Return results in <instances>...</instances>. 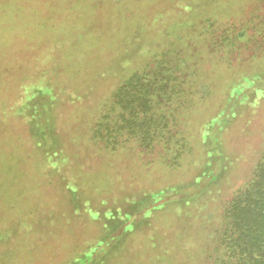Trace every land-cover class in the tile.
I'll return each instance as SVG.
<instances>
[{
    "label": "rangeland",
    "instance_id": "rangeland-1",
    "mask_svg": "<svg viewBox=\"0 0 264 264\" xmlns=\"http://www.w3.org/2000/svg\"><path fill=\"white\" fill-rule=\"evenodd\" d=\"M207 17L211 25L198 22ZM229 23L237 24L239 32L251 29L258 34L250 43L253 52L245 46L240 56L234 53L235 58L223 60L217 52L204 54V45H209L200 34L220 26L230 32ZM260 28L264 29V0H0V262L4 261L2 239L12 233L16 260L8 264L31 260L30 264L101 260L164 264L167 254L173 264H185L183 255L191 249L188 237L193 234L184 235L189 230L185 219L168 222L169 228L162 221L167 214L151 216L149 211L165 207L168 212L176 208L169 202L199 197L207 188L220 190L214 196L223 205L252 178L264 153V31ZM178 35L182 39L175 42ZM179 45L195 61L188 69L195 73L194 65H207L196 74L198 85H205L187 99V108H168L176 115L180 112L181 125H177L189 147L173 144L165 150L166 145L155 139L153 152L135 149L134 142L99 152L91 129L98 123L104 129L103 113L129 69ZM28 108L43 113L40 122L33 121V132L22 119ZM151 126L160 129V120ZM211 128L213 149L215 132L225 130L220 133L225 160L214 150L206 167L200 139ZM42 129L51 148L49 160L44 159L46 153L27 146L38 142ZM29 132L36 138L27 137ZM42 164L58 166L42 169ZM205 168L217 178L212 187L207 184L211 177L195 183ZM72 178L78 180L84 213L91 209L106 216L116 209L121 226L108 231L104 240L98 233V218L45 221L44 237L37 238L33 231L19 246L21 236L33 228L20 222L23 210L27 214L36 205L33 218L44 215L43 206L53 204L61 186L76 185ZM171 187L178 190L163 197L162 189ZM148 191L149 202L136 204L135 211L121 210L130 197ZM86 194L95 198L99 210L85 204ZM197 205L180 209L183 217L192 212L191 227L201 225ZM32 240L34 246L27 249ZM21 247L30 252L28 257L20 253ZM188 263L197 264L191 258Z\"/></svg>",
    "mask_w": 264,
    "mask_h": 264
},
{
    "label": "trees",
    "instance_id": "trees-1",
    "mask_svg": "<svg viewBox=\"0 0 264 264\" xmlns=\"http://www.w3.org/2000/svg\"><path fill=\"white\" fill-rule=\"evenodd\" d=\"M251 19L253 21V18ZM198 22L200 24L203 23V25H211V19L208 17L201 18ZM229 25L233 28L230 32H227L229 28L218 29L221 27L220 26L216 27L215 30L210 33L205 32L200 34L203 43L209 45L208 48L204 45V54L212 55L214 52H217L220 55L219 59L221 58L223 60L224 56L230 59L235 58L236 55L234 53H238L240 56L241 52L246 47H249V51L253 52L251 51L252 48L250 47V43H254V40L258 38V34L251 33V29L239 32V30L236 29L238 27L237 24L229 23ZM260 31H264V29L262 30V28H260ZM176 37L179 39H176L175 42L181 41L182 37L180 35ZM244 38H246V42L241 43V39ZM182 48L180 45L174 46L173 49L172 46L166 49L164 48L165 54H162V52L161 54H156V56H154V54L151 58L147 59L146 63L129 69L128 77L122 80L115 89L111 97L110 106L106 108L103 113V120L105 119L104 122L106 123L104 124V129L102 124L99 123L95 130H92L93 128L91 129L92 138L98 140L95 143L98 146L97 150L99 152L105 150L107 147L109 150L114 151L117 148L124 147L126 143L132 144L133 142L136 144L135 149L139 146V149H149L151 150L150 152H153L155 149V139L159 140L160 143L162 142L163 145H166L165 150H168V147L172 148L175 146L173 144H184L186 148L189 147H187L189 143L186 137L183 135L182 131L179 130V126L181 125L180 112L176 115L174 110L169 111L168 108H187V99L194 96L198 87L201 88L205 85H198L199 79L196 77V74H199V71L203 72L207 65H200L196 62L197 66L194 65V69L196 70L195 73L193 70L188 69L190 66L189 62H191V66H193L195 61L191 60V54H188L186 48L184 51L181 50ZM232 54H234V56H231ZM146 56H150V54ZM128 65L131 66L130 64ZM247 92L250 93L249 90H247ZM36 95H38V93ZM115 113H117L116 116L114 115ZM42 114L43 113L38 111L37 108H28V112L23 115L24 117L22 118L24 124L28 127V131L33 132L31 130L33 121L40 122L43 116ZM238 114L240 115L241 111ZM232 118H235V115L232 116ZM156 119L160 120L161 128L158 129L156 127L154 130L151 128V124L154 120L156 121ZM112 120L113 125L111 126ZM177 124L180 125L178 126ZM223 131L225 130L219 131L218 134L217 131L215 132V137H213L215 149H213L211 138L212 128L210 130H204L203 138L200 139V146L207 156L206 167H209L211 164L210 160L213 157L212 151L214 150H218L217 152L220 157L225 160V156L223 158L224 154L221 150L222 143L220 142V133ZM30 132L27 137L36 138V135L34 136L33 133V137ZM44 135L45 131L42 129L40 136L37 137L39 143L33 140L30 141L29 144L27 143V146L28 148L36 147V150L46 153L44 159L49 160L47 157L50 147L46 143L47 140L44 139ZM52 141V146H54L55 139H52ZM54 165L58 166V164ZM54 165L42 164V169H44V166L46 168L49 166L53 168ZM209 177L211 176L205 168L204 171L196 177L195 183ZM72 180L76 185L72 187L61 186L59 191L54 193L57 195L53 197V204L49 207L43 206L44 215L33 218V213L35 212L36 214V210L38 209L36 205L29 210L26 209L28 211L27 214H25L23 210L22 216H20L22 220L20 222L23 223V226L30 224L33 228L32 231L25 232L21 236L19 246L23 245V241L27 239L33 231L37 238L44 237L45 233H47L46 228L43 227L45 221L58 223L61 219L62 222H65L66 219L71 217L83 218V215H85L86 218H98L101 224V226H97L99 230L98 233L104 240L107 238L105 234H107L108 231L111 232L113 228L121 226L120 223L122 218L117 214L116 209L111 210L110 206L105 205V209L111 210L107 211L106 216H102L100 212H94L91 209L84 213L85 210L83 211V209H81L83 200L79 197L78 190L80 189L77 187L78 180L74 178H72ZM216 180V176H213L207 184H210V187H212L211 183L216 182ZM177 188L178 187H171L170 190L162 189L161 194L163 193L164 197L167 192L177 191ZM215 188L217 187L215 186ZM101 191L102 190L99 192ZM215 193H220V190L207 188L199 197L169 202L168 206H174L176 207L175 209L171 208L166 212L165 207H158L159 210L151 208L149 214L155 216L156 213L159 212L158 214H160L161 211L167 214L162 221L168 226L172 224L168 223L170 221H179L182 218L185 219V226L189 227V230L185 232L184 235L190 236V231L193 233L188 237L190 238V243L188 245L191 249L187 251L185 254L186 256L183 255L187 260L185 264H190L188 263L189 258L197 264H264V153L254 169L252 178L242 188L238 189L223 205L218 203V196L215 197ZM149 194L148 191V193L142 195L139 193H137L136 196L133 195L129 198L127 204L123 203L121 210L135 211L137 207L136 204L138 205L140 202L147 203L150 201V197H147ZM85 198L86 205L99 210L95 198H92L89 194H86ZM194 203H198V214L196 218L201 221L199 222L201 225L191 227L190 223L193 218L192 212L190 211L187 216L183 217L181 216L180 209L183 207L187 209V207ZM214 203H216L215 207L211 205ZM22 205L25 206L24 203H22ZM110 205L113 206V204ZM217 205L218 207H216ZM3 222L8 226H12L11 222L8 220H3ZM135 227L137 228V226ZM169 228H171V226H169ZM141 234H143V232ZM176 234L178 235L179 233L176 232ZM178 236L180 239V234ZM11 237L12 233H8L7 238L3 237L2 239L1 245L4 246V251L2 253L4 261L3 263L0 262V264L15 263L16 257L14 256V248L16 247V242L11 241ZM35 240H32L27 249L31 248V245L34 246ZM11 242H13L12 246L10 245ZM182 243L183 241H180L181 247ZM195 250H198V252ZM19 251L21 254H25L26 257L30 255V252L24 250L22 247ZM170 258L171 256L167 254L164 264H173ZM107 263V261L101 260L98 264Z\"/></svg>",
    "mask_w": 264,
    "mask_h": 264
}]
</instances>
